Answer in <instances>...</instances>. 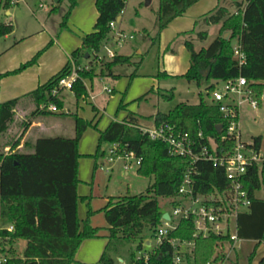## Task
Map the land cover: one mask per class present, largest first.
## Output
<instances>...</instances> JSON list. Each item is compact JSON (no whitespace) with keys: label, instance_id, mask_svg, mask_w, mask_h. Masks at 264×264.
I'll list each match as a JSON object with an SVG mask.
<instances>
[{"label":"trees","instance_id":"trees-1","mask_svg":"<svg viewBox=\"0 0 264 264\" xmlns=\"http://www.w3.org/2000/svg\"><path fill=\"white\" fill-rule=\"evenodd\" d=\"M199 1L201 0H159V34ZM62 2L60 0L58 4H54L50 13L57 12ZM78 3L79 0H68V11L60 25L61 30L67 28L68 20ZM126 3L127 0L96 1L98 18L94 31L85 35L81 48L71 54V60L77 66H80L81 58L84 59L88 54V59H91L93 53H99L112 38L110 24L122 17ZM11 6L12 0H3L0 3V9L3 10H9ZM242 6L243 3H237V14L229 15L226 9L219 8L205 16L208 24L223 21V29L230 33V39L225 41L220 36L208 48L199 52L194 50L190 42H186L185 46L190 52V68L183 78L198 87L203 82H210L211 93L216 89V86L211 85L213 80L227 81L242 76L254 91L255 97L260 99L264 93V0H249L245 9ZM13 32L12 24L0 23V40ZM200 36L205 40L207 35L200 33ZM237 39L240 40L247 59L242 68L234 58L232 42ZM39 56L40 53L17 71L0 75V80L36 64ZM141 62H134L133 57L116 55L109 61H99L95 66H100V77L117 78L113 74L115 67L134 66L137 70ZM91 68L81 72L80 80L73 86L72 94L77 102L87 96L84 81L92 80L96 76L95 69ZM70 72L69 61L50 81L23 97L35 107L33 116L51 114L41 111L42 105H63L59 97L51 96V91ZM163 77L167 75L163 74ZM21 99L0 104V220L14 225L15 233L12 234L11 242H26L22 256L10 260L8 264H73L83 241L99 238L100 234L99 228L90 226L89 219L82 227L78 217V147L83 134L93 122L73 115V138H40L31 147L32 152H13L7 155L2 139L14 123ZM154 120L156 125H176L192 137L202 133L204 143H208L210 139L219 142L225 133L226 122L219 107L203 99L198 104L181 103L168 114L158 113ZM139 127V117L130 113L122 123L113 122L100 133L98 155L104 144H118L121 151H131L137 158L142 159L138 174L155 178V183L149 188L147 195L112 199L102 209L109 236L100 264H116L115 257L132 245L137 246L136 251L130 254V264H172L171 246L164 243L158 249L150 251L146 244L151 243V240L145 237L144 232L149 229L154 238L165 213L161 203L166 202L171 206L179 202L178 190L189 168V162L184 158L171 156L167 145L152 141ZM218 127L223 128L220 133ZM261 142L260 136L254 138L257 150L261 149ZM12 145L13 149L18 147L20 139ZM228 145L232 147L233 142ZM263 172V168L257 166L248 170L245 186L251 199V207L248 212L238 217L239 239L256 243L249 256V264H252L258 247L264 244V199L256 197V193L262 188ZM195 180V190L199 194L211 193L215 188L223 189L227 185L223 171L210 164L198 165ZM193 234L192 223L182 221L178 229L170 233L169 238L191 241L194 240ZM219 241L221 239L215 236L195 239L192 259L187 256V260L190 264H207L214 256ZM141 252L148 253L147 260H137V255ZM257 264H264V257Z\"/></svg>","mask_w":264,"mask_h":264},{"label":"rangeland","instance_id":"rangeland-1","mask_svg":"<svg viewBox=\"0 0 264 264\" xmlns=\"http://www.w3.org/2000/svg\"><path fill=\"white\" fill-rule=\"evenodd\" d=\"M23 1L12 4L9 9L12 13L10 16H7L5 11L0 9V23L12 22L15 27V31L9 39L5 40L3 38L0 40V54L5 50L6 45L20 42L25 34L36 32L35 30L40 25L39 22H42L51 34L54 31V40L61 46L69 48L70 54L81 47L82 34H90L94 30L97 0H79L78 6L73 10L68 20L67 28L63 30L60 29V25L68 11V0H63L59 10L52 13L50 17L49 10L52 5L50 0ZM150 1L151 3L146 5V0H127L123 20L121 23L118 22L117 26L122 29L126 36H132L134 39L124 41L121 48L117 46L112 48L117 55L126 57L138 53L139 58L135 55L134 62L142 59L139 68L136 70L134 66H117L113 69V74L118 76L117 78L108 76L101 78L100 66L92 65L91 67L95 69L94 75L96 76L92 78V80L95 79L92 84H88V87L94 99L88 100V102L82 100L77 102L71 92L65 91L61 97L65 104L66 115L63 120H60L62 122H58L62 124L57 123L53 127V131L42 135L43 138H67L69 136L73 138L75 135L73 115H78L88 122H93L92 126L83 134L78 147V217L82 227L89 219L90 226L101 228L103 235L105 232L107 234L108 225L102 209L107 202L122 197L147 195L149 188L155 183V178L154 176L144 177L138 174L139 167L135 162L131 164L128 171L124 169L123 161H115L114 164H110V145L108 144L102 146L98 155L100 133L104 132L113 122L122 123L130 113L141 116L139 117L141 125L153 127L155 124L154 117L157 113L168 114L181 103H198L199 98L205 102L210 101L209 83L203 82L198 87L195 83H189L183 78L190 66V52L184 43L173 45L175 54L172 59L168 60L167 58L171 56L169 51L173 41L179 36L183 28L187 26L193 28L195 20L202 16L201 11L195 8L189 9L190 11L186 12L184 20L170 24L167 29L159 34L157 24L159 0ZM237 1H230V5H232L230 8L231 15L237 12V8H235V2ZM209 8L206 9L207 11L204 14L210 12L212 8ZM225 33L227 32L224 31L222 24L216 36L218 38L224 36ZM213 34L210 31L208 41L204 44L195 41V49L199 50L202 46L207 47L213 40ZM50 41L49 36L44 38L35 36L28 41H22L16 52L2 59L0 64L14 61L15 57L18 59L27 57V61L22 64L25 65L40 53L38 63L50 50ZM235 42L233 40V46ZM32 48H36V51L32 55L33 57H28L30 55L29 51L33 50ZM100 56L105 57L104 51ZM55 57L56 52L52 50L46 59L51 62ZM105 60L109 61L107 58ZM79 62L82 65L90 64L93 62V57L91 56V59L87 60L81 58ZM37 63L25 70L36 66ZM25 70L14 74V76ZM163 74H166L167 77H163ZM222 88L223 85L216 86V89L221 90ZM106 90L112 91V94H108L105 92ZM152 90L153 92H151ZM262 96L264 98V93L260 97ZM25 105L27 106L25 110H17L14 123L2 139L4 152L7 155L13 152H30L31 147L29 148L27 144L32 142L26 140L22 145L24 134L21 136L20 133L22 129L28 128L27 122L30 123L32 119L38 116H33L35 111L33 104L25 102ZM93 107L96 109L94 110ZM239 121L241 124V139L246 144H253L255 138L247 125L260 130L259 136L262 138L261 153L264 155V105L257 110H253L248 103L243 104L239 109ZM43 125L46 126L47 123L43 122ZM19 139L20 145L13 149L12 144ZM261 168L264 171V165ZM261 180L262 188L256 193L258 199H264V172ZM161 207L163 211L172 214V207L168 203H161ZM152 234L149 229L144 232L145 237L151 240L150 251H153L155 247ZM25 246L26 242L21 240L18 245V253H22ZM105 246L106 240L104 238L86 239L81 244L73 264H100L99 261ZM136 246L132 245L123 249L115 257L116 264H121L118 258L123 260L124 263L122 264H130V254L132 251H136ZM255 246V242L240 241L236 246V253L232 256L231 264H249V256ZM263 257L264 244H261L252 264H257Z\"/></svg>","mask_w":264,"mask_h":264},{"label":"built area","instance_id":"built-area-1","mask_svg":"<svg viewBox=\"0 0 264 264\" xmlns=\"http://www.w3.org/2000/svg\"><path fill=\"white\" fill-rule=\"evenodd\" d=\"M248 1L242 0L243 9L247 6ZM19 2L24 1L12 0V4ZM123 14L124 12H122ZM117 23L118 21L110 24L112 38L99 53H93V62L90 65L77 66L70 60L71 72L67 77L61 79L58 86L51 91L52 97H59L64 91L72 93L74 84L80 80L81 72L89 71L92 65L98 64L105 58L113 59L117 53L112 48L116 46L121 48L124 41L134 39L118 30ZM102 51L105 53L104 58L100 56ZM233 51L238 66L242 68L246 65L247 59L239 39L236 40ZM218 85H223V88L211 92L210 100L219 107L226 122L225 133L219 142L210 139L208 143H204L202 133L192 137L188 132H184L170 123L154 124L153 127H145L140 124L139 127L141 132L152 141L167 145L171 156L184 158L189 162V168L178 190L179 202L176 205H171L172 214L165 212L169 218L162 217L161 224L156 229L153 238L154 249H158L164 243L171 246L172 264H190L187 256L192 259L196 246L195 239H208L212 236L220 238L221 241L218 242L216 252L207 264H231L232 256L237 251L236 246L241 241L238 237V217L248 212L251 207L245 178L249 169L264 165V155L261 153V149L257 150L254 143L246 144L242 141L239 121L240 107L248 103L253 110H257L264 105L263 96L257 99L247 80L242 76L220 81ZM105 92L112 93L110 90ZM40 110L51 114L66 115V109L59 103L42 105ZM229 142H233L232 147H229ZM115 161H123L126 171L131 168L133 162L139 168L142 164V159L137 158L135 153L121 151L118 144H111L109 163L114 164ZM199 164H210L214 168L222 170L227 182L226 187L215 188L211 193H197L195 177L198 175ZM182 221L192 223L194 240L169 238L170 233L176 231ZM14 233L13 224L0 220V264H8L10 260L20 258L23 254V252L18 253L20 240L11 242ZM148 257V253L141 252L138 253L137 260H147Z\"/></svg>","mask_w":264,"mask_h":264},{"label":"crops","instance_id":"crops-1","mask_svg":"<svg viewBox=\"0 0 264 264\" xmlns=\"http://www.w3.org/2000/svg\"><path fill=\"white\" fill-rule=\"evenodd\" d=\"M27 1H30V0H27ZM230 1L231 0H201L197 4H195L193 7H191L190 10L195 8L198 11H201L202 16L200 18H197V20H195V25L193 26V28L187 26L186 28H183V30L179 33V36L173 41V43L171 45V48H170V51L167 50V51H169V54L171 55V56L167 57L168 60L173 58L172 56L175 54V48L173 47V45H175L177 43H184V45H185L186 42H190L193 45L194 50L196 52H199L200 50H202L204 48H208L217 39L216 34L220 31L221 26L223 24V21H221L218 24H208L205 21V16L209 15L210 13L215 12L219 8L226 9L228 11L229 15H231L230 8L232 7V5H230L231 4ZM1 2H2V0H0V3ZM50 2L52 3V5H51V8L49 10V17L51 15V13H50L51 10L54 8L53 5L55 4L51 0H50ZM241 2H242L241 0H238L237 2H235V8H237L236 7L237 3H241ZM209 7L212 8L210 10V12L207 13V14H204L208 9H210ZM4 11H5L7 16H10L12 14L10 12V10H4ZM185 17H186V13L182 17L177 18L176 20H174L172 23L179 22L180 20H184ZM97 18H98V12L96 14L95 24H96ZM122 18H123V15L119 19V23H121V21L123 20ZM3 23L4 24H12V22H3ZM39 23H40V25H39V28H37L35 30L36 32H30V33L25 34V36H23L24 38L22 37V41H28V40L32 39L33 37H35V36L36 37L38 36L40 38H44L45 36H49L50 40H51L50 43H49L50 50L48 51L47 54H45L39 60V62L37 63L36 66H33L32 68H29V69L25 70L24 72H22L19 75H15V76L14 75H8L7 77H4V78H2L0 80V104L4 103V102H7V101H10V100H13V99L22 98L21 101H20V104L18 106L19 109H17V110H25L27 108V106L25 105V102H29V103H31V102L29 100H27V99H24L23 97H25L29 93L35 91L38 87H40V86L46 84L48 81H50L71 60V54L74 51H76L77 49H79V48H77L76 50H74L70 54L69 48L67 49V47L61 46L57 41L54 40L55 39L54 36H53L54 31H53V34H51L46 29V26L42 22H39ZM95 24H94V26H95ZM117 29L122 31V29L120 27H118V26H117ZM14 31H15V27H14ZM210 31H212V33H214L212 42H210L207 47H203L202 46L199 50H196L194 42L196 41V42H199L201 44L206 43L208 41V38H209V35H210ZM200 33H206L207 36H206L205 40H203L201 38ZM87 34H89V33L82 34L81 39ZM225 35H226V33L224 34V36H222V39L225 37ZM42 36H44V37H42ZM9 37H10V35L5 37L4 39L7 40V39H9ZM22 41L15 42L14 44H11V45L10 44L6 45L5 46V50H3L1 52V54H0V62L5 57L14 54V52H16V50L20 47V44H21ZM81 46H82V42H81ZM52 50L56 52V57L54 59H52V61L50 62V61H47L46 58H47L48 54ZM35 51H36V48H34L33 50L29 51L30 55L28 57H31L35 53ZM135 55L137 56V58H139L138 53L130 56V57H133V61L135 60V57H136ZM15 58L16 59L14 61H10V62L8 61L7 63H1L0 64V75H7L9 73H12V72L18 70L22 66V64H24L27 61L26 59H28L27 57L21 58V59H18L17 57H15ZM141 60L142 59H140V61ZM140 61H138V62H140ZM138 62H136V63H138ZM90 64H86V65L83 64L82 65L80 63L81 66H88ZM189 68H190V66H189ZM93 80H85L84 81V84H85V86L87 88V96L83 97L80 100H82L84 102H88V100H92V98L94 99V97H92V95H91V93L89 91V87H88V84L89 83L92 84ZM64 92H62L60 94V96H59V98L61 100H62L61 96H62V94ZM200 96H201V94H200ZM200 100H201V98H199L198 103L200 102ZM209 100H210V94H209ZM62 102H63V107L65 108L64 101L62 100ZM210 102H211V100H210ZM198 103H196V104H198ZM93 108H95V107H93ZM136 116L137 117H141V116H138V115H136ZM64 117H65V115L61 116L60 114H50V115H47V116H38L37 118L32 119L30 121V123L27 122V125H28L27 127L28 128L27 129L26 128L22 129V131L20 133L21 136L24 134V139L22 141V145H23L24 141L28 140V141L32 142L31 144L30 143L27 144V145H29L28 147L29 148L32 147L38 139L43 138L42 135H44L45 133H48L50 131H53L54 130L53 127L56 126V124L58 122H62L60 120H63ZM43 122H46L47 125L44 126ZM139 122H140V119H139ZM58 124H62V123H58ZM42 128H43V130H42ZM63 138H65V137H63ZM67 138H72V137L69 136ZM30 152H32L31 148H30ZM30 152H27V153H30ZM99 229H100L99 238H104L106 240V245H107L108 236H109L108 227L106 229L107 230V234L105 232L104 235H103L102 229L101 228H99ZM150 245H151V243H150ZM118 259H119V262L121 264L124 263L121 258H118Z\"/></svg>","mask_w":264,"mask_h":264},{"label":"water","instance_id":"water-1","mask_svg":"<svg viewBox=\"0 0 264 264\" xmlns=\"http://www.w3.org/2000/svg\"><path fill=\"white\" fill-rule=\"evenodd\" d=\"M51 1H53L55 4H58L60 0H51ZM150 3H151L150 0H146V5H149ZM118 22H119V19H118ZM228 36H229V34L226 33V35H225V37L223 38V40L227 41V40H228ZM88 58H89V55L86 54L85 59L87 60ZM219 83H220L219 80H213V81L211 82V85L216 86V85H218ZM247 126H248L249 131L251 132V134H252L254 137H258V136H259V133H260V130H259V129H257V128L251 126V125H247ZM220 132H221V127H218V133H220ZM163 218H164V219H168V218H169L168 214L165 213V214L163 215ZM146 246H147L148 248L151 247L150 243H147Z\"/></svg>","mask_w":264,"mask_h":264},{"label":"bare ground","instance_id":"bare-ground-1","mask_svg":"<svg viewBox=\"0 0 264 264\" xmlns=\"http://www.w3.org/2000/svg\"><path fill=\"white\" fill-rule=\"evenodd\" d=\"M210 83V82H209Z\"/></svg>","mask_w":264,"mask_h":264}]
</instances>
